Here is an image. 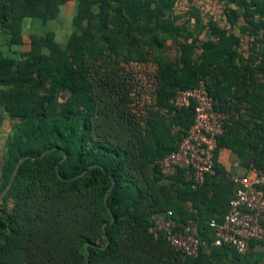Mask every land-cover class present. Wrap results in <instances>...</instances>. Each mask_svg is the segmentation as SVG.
Wrapping results in <instances>:
<instances>
[{"label": "trees", "instance_id": "1", "mask_svg": "<svg viewBox=\"0 0 264 264\" xmlns=\"http://www.w3.org/2000/svg\"><path fill=\"white\" fill-rule=\"evenodd\" d=\"M68 1L0 0V38L17 19H55ZM75 1L65 45L51 38L48 52L24 59L0 47V130L14 121L0 196L16 171L0 202V264H264V253L228 245L184 257L152 229L156 214L173 209L214 237L210 221L223 220L235 192L220 148L264 173V0H225L222 17L207 22L194 0L186 12L180 0ZM132 62H158L147 106L130 81ZM200 80L229 119L215 173L194 189L182 173L166 179L158 160L194 120V103L172 98Z\"/></svg>", "mask_w": 264, "mask_h": 264}, {"label": "built area", "instance_id": "2", "mask_svg": "<svg viewBox=\"0 0 264 264\" xmlns=\"http://www.w3.org/2000/svg\"><path fill=\"white\" fill-rule=\"evenodd\" d=\"M172 102L177 107L194 103V120L178 148L161 157L158 163L166 178L182 173L195 189L215 173L219 137L226 129L225 115L215 108V98L205 80H200L194 88L179 89ZM231 179L235 192L230 209L222 221H210L212 239L200 233L198 220L182 221L173 209L154 216L153 231L164 233L184 257L211 254L212 248L219 245L248 253L252 243L264 241V173L253 169L244 174L232 173Z\"/></svg>", "mask_w": 264, "mask_h": 264}, {"label": "rangeland", "instance_id": "3", "mask_svg": "<svg viewBox=\"0 0 264 264\" xmlns=\"http://www.w3.org/2000/svg\"><path fill=\"white\" fill-rule=\"evenodd\" d=\"M194 2L197 5H200L206 13H203L205 22L209 21V19L212 18L211 16L218 18L222 17L225 0H194ZM190 5L191 4L188 0H180L176 9L181 12H186ZM77 11L78 2L70 0L61 6L60 13L57 17L48 22H43L38 18L17 19L14 22L16 28L14 33L9 37L2 36L0 38V47L6 54L24 59L32 52H48V42L51 38L58 43L65 45L72 32L75 30L73 18ZM167 54L172 59H175L179 55L178 49L170 41L168 42ZM157 68L158 62H150L148 64L132 62L129 66V72L132 74L130 81L136 85L135 95L140 105L147 106L154 100ZM13 124V120L6 119L4 121L2 129L0 130V145H4L7 134ZM2 153L3 152L1 151L0 162L2 160ZM2 198L3 197L0 196V202H2ZM9 205L12 204L9 203ZM98 242L103 243V238L100 237Z\"/></svg>", "mask_w": 264, "mask_h": 264}, {"label": "crops", "instance_id": "4", "mask_svg": "<svg viewBox=\"0 0 264 264\" xmlns=\"http://www.w3.org/2000/svg\"><path fill=\"white\" fill-rule=\"evenodd\" d=\"M205 31L206 30H204V32ZM236 32L239 33V29H236ZM204 34L205 33H202L200 35L201 39H204ZM169 41L172 43L171 40H169ZM168 42H167V45H168ZM218 111H220V110H218ZM220 112L225 115L226 129H227V121L229 119V114L224 112V111H220ZM226 129H225V131H226ZM1 148L3 149V144L0 145V149ZM2 149H1V151H2ZM1 155H2L1 156L2 160L0 162V165L3 162V153ZM218 163L224 168V170L228 173V175L230 177H231L232 173L244 174V173H248V172L252 171L253 169H256V168L248 169L247 167L242 165L239 155L234 150H232L231 148H228V147L220 148L219 153H218ZM0 174H1V170H0ZM166 179L169 180L170 178H166ZM251 251L264 253L263 242L262 243H252V246H251L249 252H251Z\"/></svg>", "mask_w": 264, "mask_h": 264}, {"label": "water", "instance_id": "5", "mask_svg": "<svg viewBox=\"0 0 264 264\" xmlns=\"http://www.w3.org/2000/svg\"><path fill=\"white\" fill-rule=\"evenodd\" d=\"M15 175H16V171L13 173L12 178H11V181L9 182V184L7 185V187L4 189L1 197H3L7 193V191L10 189V187L12 185V182H13V180L15 178ZM86 264H88V261L86 262Z\"/></svg>", "mask_w": 264, "mask_h": 264}]
</instances>
